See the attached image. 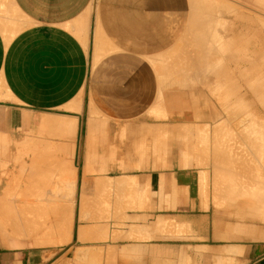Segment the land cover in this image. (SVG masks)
<instances>
[{
  "label": "crops",
  "instance_id": "obj_1",
  "mask_svg": "<svg viewBox=\"0 0 264 264\" xmlns=\"http://www.w3.org/2000/svg\"><path fill=\"white\" fill-rule=\"evenodd\" d=\"M249 36L264 78V0H0L1 210L23 209L34 196L25 188L38 181L37 167L53 172L47 196L55 197L62 163L69 168L60 189L81 198L90 184L134 199L125 208L112 201L106 220L79 212L75 236L69 222L63 243L38 245L44 238L27 225L24 238L0 232V264H264V195H231L224 173L240 160L237 176L246 180L255 157L259 179L247 177L264 180V110L247 109ZM237 84L235 98L219 104ZM248 116L261 121L257 141L245 136ZM227 128L244 141L214 147ZM159 131L175 140L158 159ZM36 210L47 218L48 226L36 219L41 237L55 210L34 209L32 218Z\"/></svg>",
  "mask_w": 264,
  "mask_h": 264
},
{
  "label": "rangeland",
  "instance_id": "obj_2",
  "mask_svg": "<svg viewBox=\"0 0 264 264\" xmlns=\"http://www.w3.org/2000/svg\"><path fill=\"white\" fill-rule=\"evenodd\" d=\"M93 6H94V4H93ZM247 44H248V46H247L248 47L247 48L248 49V52H247L248 68L244 72V75H245L244 78L245 77L247 78V86H248V90H249V93H250L249 94V100H248L247 109L249 111V115L250 114L253 115V114H255V110H261V109L264 110V78H263V71L260 69V67H259L260 65H258V63H257L258 53H256V47H255V45H257L256 39L253 38V37H251V36H249L248 37ZM231 72H232V78L233 79L234 78H237V75H238L239 71L238 70H232ZM233 83H239V81L233 80ZM240 88L241 87L239 86V84H237L236 86L235 85L232 86V94H231L232 96L231 95L230 96H228V95H226V96L225 95H221V97H217L219 99L218 100V103L219 104H222L224 101L230 100L231 98H235V95L234 94H237L236 91H239ZM238 108H239V103H238L237 109ZM234 109H235L234 107L232 109H228L227 110V114L229 113L231 115H234L235 114V110ZM242 109H243V107H242ZM88 110H89V115L90 116H97V114L93 111V109H91L90 106H89V109ZM159 115L160 114H157L158 117H159ZM164 117H165V115H164ZM253 118H255V117L248 116V118H247V125L249 123L253 122L252 121ZM229 119H230V117H228L226 120H229ZM236 122H240V121L238 120ZM241 124H243V122ZM234 125H237V127L239 126L238 123L237 124H234ZM227 126L228 125H226V127ZM159 132H158V136L155 137L153 135V139H152V143H153L152 144V151H153V154H157V158L158 159H159V156H160V153L161 152L165 156V153L167 151L166 149H168L170 147V143L175 140V135H167V134H164V133H161V132L159 133ZM254 135L255 134L253 132H248V135H245V136H251V138L253 137V139H254L255 137H257V135H255V136ZM233 136H236L237 137V141H241V139H243V138H241V134L235 133V132L233 133L230 130V128L229 129L227 128V132L218 134V136L216 135V137L217 138H220L221 141L222 140L223 141L224 140H227L228 141L230 138H233ZM242 141H244V139ZM156 146H157V148H156ZM259 156L261 158V155L260 154H259ZM253 158H254V162H252V160L249 158L250 159L249 160V163L250 164L251 163H253V164L255 163V161H256L255 160V157H253ZM250 164H249V166L251 167L252 165H250ZM263 164H264V161H263ZM58 167L60 168V166H58ZM59 168H58V171H59ZM66 168L68 170L69 167H66ZM263 168H264V166H263ZM41 169L42 168L39 167V168H37V170H34V172L38 173V175H37L38 176L37 177L38 181L31 182V183L29 181V183L27 184V185H29V187L27 186V188H25V190H28L29 192H31L30 189L32 188L34 190L33 191L34 196L33 197L31 196L29 198H25V201L27 200V202L25 203V205L23 207V210L25 209L24 212H23V216H28L30 214V213L29 214L27 213L28 211L31 212V210H29V209H38V207H39V209L41 207H42L41 209H48V206L50 204L53 205L56 202L60 203V206H62L64 204L67 209H64L63 213L62 212H59V213L58 212H55L54 213L55 214L54 217H56V218H54V220H57L58 221V219H59L58 217L60 215H62L63 217H65L64 218V221H66V222L63 223L64 224V227H63L64 230L62 229L61 232H65V230H67V228L69 226V222H70V228H71L72 232H74V236H75V232L77 230L78 223H79V219H78L79 218V212H81V211H82L81 214L84 215V217L90 216L91 219H96L97 218L98 220H103V219L106 220V219L109 218V214H107V209H111V203H112V201L118 200L120 207L121 208H125V207L128 206V204H129L130 201H133L134 200L133 198H128V197H121L119 199H113L111 197H107L106 196L107 195V191H105V188L99 189L98 187L96 188L94 186H91L90 184L87 187V189H89V192H87V190H85L84 191V193H85L84 194V197L78 198V196L76 195V193L73 195V192L71 191V187L69 185H67L64 189H60L59 188L60 180L61 181L63 180L62 175L61 176H57V181H58L56 183L57 186H56V188H53V190H52L54 192V194H55V197H48L47 196V189H48V182H49L48 180H49L50 175H49V172H47L46 170L45 171H41ZM59 173H60V171H59ZM50 174H51V172H50ZM65 175H66V173H65ZM40 176H43V177H40ZM225 176H227V178H228V174L226 172H225ZM59 177H61L60 180H59ZM243 177L241 176V178H240V176H237L236 175L235 177H232V178H238L237 179V183L238 184L242 181L241 182L242 183V186L246 190V187L245 186L248 185V182L245 181L246 184H243L244 183L243 182L244 181L243 180ZM52 178H53V173H52ZM240 179H242V180H240ZM39 180H41V181H39ZM42 182H44V183L42 184ZM228 182L229 181L226 182V185L227 186H228ZM10 184L12 185L11 188L13 189V191H15L17 187L18 188H21V183H16V182H13L12 183V182H10ZM30 184H31V186H30ZM242 186L240 185V188L239 189H241ZM243 187H242V189L244 190ZM93 189L95 191H93ZM242 189H241L240 192H238V190H236L237 192L236 191H234V192H236L238 195L239 194H245V190H244V192H242L243 191ZM36 190H38V191H36ZM234 192H233V194H236ZM87 194H88V196H87ZM91 195H93V196H91ZM88 198H89V200H87ZM239 199H240L239 197L232 198V200H239ZM85 200H87V201H85ZM87 202L90 205H87ZM83 203H84V205L86 203V205L83 206ZM33 204H34V206H32ZM35 204H36L37 208L35 207ZM37 204L40 205V206H38ZM44 204L46 205V208L44 207L45 206ZM51 205H50V207H51ZM79 205H81L83 207V209H78ZM70 207H71V209H70ZM12 210H14V209H12ZM18 210L15 209L14 211L17 212ZM9 211H10V209L8 210V212ZM36 211H37V214H36V217L35 218H38V219H40L42 221L43 215L40 213L41 211H39V210H36ZM259 211L261 212V209ZM46 212L47 211L45 210V213ZM238 216L239 215H233V218H237ZM69 217H70V221H68V218ZM57 232H58V230H56V233ZM56 239L58 241V239H61V238L58 237V235H56ZM67 240H69V239H67ZM57 243H63V242L58 241Z\"/></svg>",
  "mask_w": 264,
  "mask_h": 264
},
{
  "label": "bare ground",
  "instance_id": "obj_3",
  "mask_svg": "<svg viewBox=\"0 0 264 264\" xmlns=\"http://www.w3.org/2000/svg\"><path fill=\"white\" fill-rule=\"evenodd\" d=\"M248 1H249V0H248ZM235 3H236V2H235ZM207 12H208V11H207ZM202 28H203V27H202ZM217 28H218V27H217ZM218 29H219V28H218ZM81 32H82V31H81ZM82 33H83V32H82ZM203 33H204V32H203ZM79 34H81V33H79ZM205 36H206V35H205ZM205 39H206V38H204V40H205ZM218 39H219V37H218ZM207 40H208V39H207ZM199 41H200V40H199ZM221 41H222V40H219V42H221ZM199 43H200V42H199ZM209 43H210V42H209ZM218 44H219V43H218ZM205 45H206V44H205ZM209 46H210V45H209ZM217 46H218V45H217ZM210 47H211V46H210ZM212 48H213V47H212ZM206 49H207V48H206ZM215 49H216V48H215ZM200 50H201V49H200ZM211 51H212V50H211ZM213 51H214V50H213ZM215 52H217V51L215 50ZM218 52H219V51H218ZM208 54H209V53H208ZM218 54H219V53H218ZM217 56H218V55H217ZM217 56H216V57H217ZM224 56H225V55H224ZM218 57H219V56H218ZM95 58L97 59V58H98V55H97ZM184 58H185V57H184ZM198 58H199V57H198ZM207 58L209 59V56H208ZM218 59H219V58H218ZM218 59H217V60H218ZM220 59H221V58H220ZM220 59H219V60H220ZM187 60H188V59H187ZM202 60H203V59H202ZM214 61H215V60H214ZM202 62H203V61H202ZM204 62H205V61H204ZM204 62H203V63H204ZM196 63H197V62H196ZM205 63H206V62H205ZM211 63H212V62H211ZM211 63H209V65H210ZM196 66H197V65H196ZM200 67H201V66H200ZM187 70H188V69H187ZM196 70H197V69H196ZM200 70H201V69H200ZM181 72H182V71H181ZM187 72H190V70H188ZM197 72H198V71H196V73H197ZM192 73H193V72H192ZM202 74H203V73H202ZM207 75H208V74H207ZM78 104H79V103H78ZM78 104H77V105H78ZM80 104H81V103H80ZM165 113H166V112H165ZM65 118H67V117H65ZM63 119H64V118H63ZM63 119H62V120H63ZM59 121H60V120H59ZM59 121H58V122H59ZM96 121H97V120H96ZM252 121H253V122H251V123H249L250 121L248 122V123H249L248 126L250 127V129H252V131L254 132V134L258 136L259 134H257L256 132H259V131L255 130V128H256L257 125H259V124H257V122L260 123L261 121H258V120H257V122H256L255 119L252 120ZM254 121H255V122H254ZM66 122H67V121H66ZM66 122H65V120H64V122H62V123L60 122L61 124H60V123H59V124L61 125L62 128H66ZM94 122H95V121H94ZM92 123H93V122H92ZM97 123H98V122H97ZM263 123H264V122H263ZM55 124H56V123H55ZM56 125H57V124H56ZM56 125H55V126H56ZM259 126H260V125H259ZM259 126H258V127H259ZM87 127H88V126H87ZM52 129H53V127H52ZM54 129H55V127H54ZM259 129H260V128H258V130H259ZM262 129H264V128L262 127ZM262 129H260L261 132L264 131V130H262ZM206 130H207V129H206ZM206 130H204V133L206 132ZM261 132H260V133H261ZM53 133H54V132H53ZM61 134H62V133H61ZM64 134H65V133H64ZM201 134H202V132H201ZM201 134H200V135H201ZM261 134H262V136H264V132L261 133ZM261 134H260V135H261ZM53 135H54V134H53ZM203 135H204V134H202V136H203ZM205 135L208 136L207 133H205ZM255 135H254V136H255ZM57 136H58V135H57ZM206 136H205V138H206ZM217 136H218V135H217ZM185 138H186V137H185ZM207 138H208V137H207ZM214 138H215V137H214ZM216 138H217V137H216ZM216 138H215L214 140H215V142L217 141V142H216L217 144H215V143L213 142V144H215L214 147L218 145V140H217V139H220V138H217V139H216ZM258 138H259V137H255L254 139L257 141ZM39 139H42V138H39ZM254 139H253V140H254ZM198 140H199V137H198ZM205 140H206V139H205ZM258 140H259V139H258ZM31 141H32V140H31ZM36 141H37V140H36ZM41 141H42V140H41ZM199 141H201V139H200ZM202 141L204 142V144L207 145V143H205V142H207L208 140H207V141L202 140ZM202 141H201V142H202ZM45 142H46V141H45ZM219 142L221 143V140H219ZM36 143H37V142H35V144H36ZM43 143H44V142H43ZM43 143H42V144H43ZM197 143H198V142H197ZM199 143H200V142H199ZM256 143H257V142H256ZM258 143H260V141H258ZM65 145H66V143L64 144V146H65ZM197 145H198V144H197ZM28 146H29V145H28ZM202 146H203V144H202L201 146H199V147H202ZM257 146H258V145H257ZM263 146H264V144H263ZM29 147H30V146H29ZM35 147H36V146H35ZM217 147H218V146H217ZM219 147H220V146H219ZM4 148H5V147H4ZM62 148H63V147H62ZM258 148H260V147H258ZM0 149H1V148H0ZM28 149H29V148H28ZM31 149H32V148H31ZM1 150H3V149H1ZM216 150H217V149H216ZM219 150H220V149H219ZM221 150H222V149H221ZM258 150H259V149H258ZM258 150H257V152H258ZM57 151H58V150H57ZM223 151H224V150H223ZM259 151H260V150H259ZM261 152L263 153L264 150H263V151L261 150ZM261 152H258V153L261 154ZM23 153H24V152H23ZM23 153H22V154H23ZM217 153H218V152H217ZM223 153H224V152H223ZM24 154H25V153H24ZM218 154H220V153H218ZM224 154H225V153H224ZM224 154H223V155H224ZM223 155H222V156H223ZM261 155H262V156H261V159H263V158H264V153L261 154ZM20 156H22V155H20ZM219 156H220V155H219ZM222 156H221V158H222ZM249 156H250V155H249ZM257 156H258V155H257ZM36 157H37V156H36ZM225 157H227V156H225ZM5 158H6V157H5ZM38 158H39V157H38ZM52 158H53V157H52ZM1 159H2V158H1ZM31 159H32V158H31ZM40 159H41V158H40ZM42 159L44 160L43 157H42ZM45 159H46V158H45ZM47 159H48V161H49L50 157H49V158L47 157ZM55 159H56V158H55ZM61 159H64V158H61ZM68 159H69V158H68ZM253 159H254V158H253ZM259 159H260V158H259ZM43 160H42V161L40 160V161L43 162ZM53 160H54V159H53ZM217 160H218V158H217ZM223 160H224V159H223ZM235 160H237V159L233 158V159H232L233 162H232V161H231V162L234 163ZM249 160H250V159H249ZM263 160H264V159H263ZM3 161H5V160H3ZM46 161H47V160H46ZM46 161H44L43 163H45ZM50 161H52V160H50ZM221 161H222V159H221ZM228 161H230V159H229ZM239 161H240V160H239ZM239 161L237 160V162L235 163L236 166L234 167V169H236V168H238V169L233 170V167H232V168L229 167V168H230L229 170L232 169V170L234 171V172H232V173H233L232 175H231V172H230L229 170H228V172H230V173L227 172L228 175L230 174V175H229L230 177H228L229 182H230V187H229L228 189H230V191H232V192L238 190V189L240 188V185L242 186V183H241L242 181H241V182L239 181L240 183L238 184V183H237V179H238V178H232V177H235L236 175H239V174H240L239 169H241V168H239V167H241L242 165L239 166V164H241V163H238ZM244 161H245V160H244ZM246 161H247V159H246ZM24 162H25V161H24ZM55 162H57V161H55ZM241 162H242V161H241ZM250 162H251V161H250ZM48 163H49V162H48ZM48 163L46 162V165H47ZM227 163H228V162H227ZM244 163H245V162H244ZM255 163H256V162H255ZM237 164H238V165H237ZM247 164H248V162H246V165H247ZM249 164H250V163H249ZM46 165H45V168H46ZM53 165H54V164H53ZM230 165H231V163H230ZM243 165H244V164H243ZM252 165H253V166H251V167H250V166H247V168H248L247 173H246V172L244 173V174H248L247 176L251 175V176H250L251 179H253V178L255 177V175L257 174V172H258V170L255 169V168H257L258 166H254L253 163H252ZM260 165H262V164H260ZM25 166H26V165H25ZM32 166H33V165H32ZM231 166H232V165H231ZM233 166H234V165H233ZM19 167H20V166H19ZM34 167H35V166H34ZM51 167H53V166L51 165ZM54 167H55V166H54ZM64 167H65V166H64L63 163H62V165H60V168L58 167V168H59V171H60V173H61V174L58 173V176H61V175H62L63 178H65V173L68 172V171L66 170V168L64 169ZM21 168H22V167H21ZM37 168H39V167H37ZM40 168H41V167H40ZM47 168H49V167L47 166ZM55 168H56V167H55ZM58 168H57V170H58ZM242 168H243V166H242ZM247 168H246V169H247ZM244 169H245V167H244L243 169H241V170H244ZM258 169H259V168H258ZM20 170H21V169H20ZM44 170H45V169H44ZM52 170H53V169H52ZM57 170H56V171H57ZM71 170H72V171H71V173H72V172H73V169H71ZM61 171H62V172H61ZM66 171H67V172H66ZM74 171H75V170H74ZM236 171H237L238 174H237V173L235 174ZM54 172H55V171H54ZM221 172H222V171H221ZM52 173H53V172H51V174H52ZM224 173H225V170H224ZM29 174H30V170H29ZM29 174H28V178H29ZM33 174H35V173H33ZM72 174H73V173H72ZM258 174H260V173H258ZM261 174H262V173H261ZM261 174H260V176H261ZM19 175H20V174H19ZM31 175H32V174H31ZM45 175H46V174H45ZM49 175H50V174H49ZM70 175H71V174H70ZM75 175H76V174H75ZM75 175H74V176H75ZM50 176H51V175H50ZM247 176H246V178H247L246 180H247V181H250L251 179H250V180L248 179V178H250V177H247ZM256 176H258V179H259V175H256ZM33 177H34V175H33ZM33 177H32V178H33ZM37 177H38V176H37ZM40 177H43V176H40ZM223 177H224V175H223ZM225 177H226V176H225ZM242 177H243V176H242ZM244 177H245V176H244ZM262 177H263V179H264V173H263V176H262ZM74 178H75V177H74ZM240 178H241V176H240ZM255 178H256V177H255ZM35 179H36V178H35ZM46 179H47V178H46ZM260 179H262V178L260 177ZM14 180H15V179H14ZM240 180H242V179H240ZM243 180H244V181H243V182H244L243 184H246V183H245L246 180H245V179H243ZM254 180H255V179H254ZM256 180H257V178H256ZM28 181H29V180H28ZM39 181H41V180H39ZM221 181H222V180H221ZM227 181H228V180H227ZM258 181H259V180H258ZM261 181H262V180H261ZM261 181H260V182H261ZM34 182H35V181H34ZM49 182H51V181H49ZM82 182H83V180H82ZM253 182H255V181L252 180L251 182H248V185H246L245 187H246V188H249V190H252L253 192H254L255 190H258V192L256 191V193H258V194H260V192L263 193L262 196H261V197H263V195H264V180H263V182H261V183L258 182L259 184L256 183L257 181H256L255 183H253ZM30 183H31V182H30ZM38 183H39V182H38ZM43 183H44V182H42V184H43ZM222 183H223V182H222ZM250 183H251V184H250ZM23 184H24V183H23ZM16 186H17V185H16ZM27 186L29 187V185H27ZM30 186H31V184H30ZM42 187H43V186H42ZM73 187H74V185H73ZM73 187H72V188H73ZM217 187H218V186H217ZM225 187H226V186H225ZM242 187H243V186H242ZM242 187H241V189H242ZM26 188H27V187H26ZM30 188H31V187H30ZM222 188H223V187H222ZM243 188H244V187H243ZM31 189H32V188H31ZM31 189H30V190H31ZM241 189H239L238 192H240ZM22 190H23V189H22ZM242 190H243V189H242ZM244 190H245V188H244ZM244 190H243V191H244ZM36 191H38V190H36ZM39 191H40V190H39ZM243 191H242V192H243ZM245 191H246V190H245ZM259 191H260V192H259ZM24 192H25V191H24ZM31 192H32V191H31ZM31 192H30V193H31ZM218 192H219V191H218ZM232 192H230L231 195L233 194ZM236 192H237V191H236ZM236 192H234V193H236ZM247 192H248V190H247ZM249 192H251V191H249ZM6 193H7V191H6ZM20 193H21V192H20ZM9 194H10V193H9ZM9 194H8V195H9ZM22 194H23V192H22ZM26 194H27V192H26ZM28 194H29V193H28ZM31 194H34V193H31ZM84 194H85V193H84ZM254 194H255V193H254ZM17 195H18V194H17ZM17 195H16V196H17ZM29 195H30V194H29ZM228 195H229V194H228ZM236 195H238V194L236 193ZM256 195H257V194H256ZM18 196H21V195H18ZM81 196H82V195H81ZM91 196H93V195H91ZM217 196H219V195H217ZM217 196H216V197H217ZM220 196H221V195H220ZM83 197H84V196H83ZM261 197H260V198H261ZM91 198H92V197H91ZM217 198H218V197H217ZM263 198H264V197H263ZM263 198H262V200H263ZM1 199H2V198H1ZM87 200H89V198H88ZM87 200H85V201H87ZM262 200H261V203H262ZM85 201H84V202H85ZM81 202H82V201H81ZM89 202H90V201H89ZM1 204H2V202L0 203V206H1ZM38 204H39V203H38ZM38 204H37V205H38ZM263 204H264V200H263ZM44 205H45V204H44ZM44 205H43V206H44ZM50 205H51V204H50ZM50 205L48 206V209H49V210H51V209L53 210V209H54L55 212H58V213H59V212H62V213H63L64 209H67V208L65 207L64 204H63L62 206H60V203H58V202H56V203H54L53 205H51V207H50ZM66 205H67V204H66ZM85 205H86V203H85ZM85 205H84V203H83V206H85ZM87 205H90V204H88V202H87ZM2 206H3V205H2ZM22 206H23V205H22ZM32 206H34V204H33ZM38 206H40V205H38ZM263 206H264V205H263ZM30 207H31V206H30ZM35 207L37 208L36 204H35ZM44 207L46 208V205H45ZM44 207H43V208H44ZM49 207H50V208H49ZM68 207H69V206H68ZM31 208H32V207H31ZM41 208H42V207H41ZM41 208H40V209H41ZM2 209L7 210L6 208H3V207H2ZM9 209H10V208H9ZM38 209H39V207H38ZM48 209H46V210H48ZM68 209H69V208H68ZM70 209H71V207H70ZM0 210H1V208H0ZM5 210H1L2 213H3V215H2V216H3V217H2V219H3V223L0 222V224H3V225L0 226V228H2V229L0 230V232H1V233H4L3 235H5L6 237H10V235H12L11 232H13V234H14L16 231H18V232L21 231V230H22L21 227L27 225V226H30L29 231H31L30 233H33V234L35 235L34 237H36V235H37L38 239H39V238H42V237L44 238V239H40V240H38V241H39L38 245L41 244L40 241L42 242V244H44V240H46L45 242H48V241H49L50 244H53L52 242H54V243H57L58 241H60V242H65V241H67V239H69L68 236L66 235V234H67V233H66V232H67L66 230H65V232L61 233V231H62V229H63V227H64V224H63V223L65 222V221H64V218H65V217H63L62 215H60V216L58 217V218H59L58 221H57V220L52 221V223L54 222L53 225L55 226L56 230H58V232L56 233V235H58V237L61 238V239H58V241H57L56 238H55L54 240H52L53 238L51 237V234H52L53 229H54V228H53L54 226H52V225H50V228H49V231H50V232H49L48 229H47L48 227H45V228L47 229L46 232H48V234H45L46 236L44 235V233H42V236H41V237L38 236V234L40 233L39 231L42 229V224H43L42 222L45 221V220L42 219V221H40L42 224L39 222L41 225H39V223L37 224V222H38L40 219H38V218H35V219H34V217H36V216H33V218H32V216H31L32 214H29V213H31L30 211L27 212V213L29 214V215L27 214L28 216H23V212H24L25 209H24V210H23V209H22V210H21V209H19V210L17 209V210H18L17 212L14 211L15 209H14V210L10 209L9 212H6ZM41 210H42V209H41ZM54 210H53V211H54ZM1 211H0V213H1ZM3 211H5V212H3ZM26 211H27V210H26ZM31 211H34V209H32ZM79 211H80V210H79ZM34 212H35V211H34ZM41 212H42V211H41ZM81 212H82V211H81ZM25 214H26V213H25ZM25 214H24V215H25ZM0 215H1V214H0ZM33 215H35V214H33ZM45 215H46V213H45ZM30 217H31V218H30ZM37 217H38V216H37ZM43 218H44V219H47L46 217H43ZM55 218H56V217H55ZM72 218H73V217H72ZM36 219H37L38 221H37ZM51 219H52V218H51ZM78 219H79V218H78ZM44 223H45V222H44ZM65 225H66V224H65ZM40 226H41V227H40ZM43 226H48V225L43 224ZM78 227H79V226H78ZM24 228H25V227H24ZM40 228H41V229H40ZM43 228H44V227H43ZM52 228H53V229H52ZM9 229H11V230H10L11 232H8ZM80 229H81V228H80ZM2 230H3V231H2ZM54 230H55V229H54ZM63 230H64V229H63ZM25 231L27 232V230H25ZM44 231H45V230H44ZM21 232H22V231H21ZM76 232H77V231H76ZM79 232H80V230H79ZM81 232H82V231H81ZM81 232H80V233H81ZM8 233H11V234H9V236H7ZM19 233H20V232H19ZM22 233H23V234L20 233L21 235L19 234V235H17V236H18V237L20 236L19 238H24V237H25V236H24V232H22ZM28 233H29V232H27L26 234H28ZM37 233H38V234H37ZM65 233H66V234H65ZM80 233H79V234H80ZM64 234L67 236L66 239H65V235H64ZM28 235H29V234H28ZM39 235H40V234H39ZM43 235H44L45 237H44ZM47 235H50V238H52V239H49V238H48L49 236L47 237ZM53 235H54V233H53ZM80 235H81V234H80ZM14 236H15L16 238H18V237L16 236V233H15ZM21 236H23V237H21ZM62 236H63V237H62ZM15 237H13V235H12V237H10V239H11V238L14 239ZM32 237H33V236H32ZM34 237H33V238H34ZM37 237H36V238H37ZM46 237H47L48 239H46ZM78 237H79V236H78ZM81 237H82V236H81ZM81 237H80V238H81ZM1 238H2V237H1ZM16 238H15V239H16ZM26 238H27V237H26ZM26 238H25V239H26ZM83 238H84V236H83ZM8 239H9V238H8ZM27 239H31V240H32L31 235H30V238L28 237ZM85 239H86V238H85ZM51 240H52V241H51ZM38 241L36 240L35 242H34V241H33V242L35 243V245H37L36 242H38ZM9 242H10V241H9ZM49 242H48V243H49ZM10 243H11V242H10ZM34 243H32V244H34ZM44 245H45V244H44ZM46 245H47V244H46Z\"/></svg>",
  "mask_w": 264,
  "mask_h": 264
}]
</instances>
